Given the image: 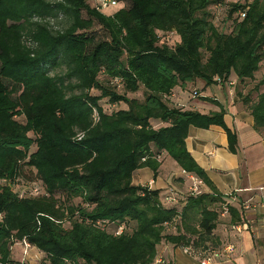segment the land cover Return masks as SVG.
I'll return each instance as SVG.
<instances>
[{"label": "trees", "instance_id": "1", "mask_svg": "<svg viewBox=\"0 0 264 264\" xmlns=\"http://www.w3.org/2000/svg\"><path fill=\"white\" fill-rule=\"evenodd\" d=\"M123 1L106 14L87 0H0V264H21L12 249L24 240L45 254L42 264H151L163 242L219 245L220 216L242 220L186 146L191 126L219 125L236 153L224 108L202 113L169 96L232 74L252 86L264 65V0ZM214 6L227 7L230 31ZM263 85L244 99L256 128ZM106 98L124 106L108 112ZM164 152L210 191L166 206L160 189L134 184L142 167L157 174ZM26 167L38 193L14 190Z\"/></svg>", "mask_w": 264, "mask_h": 264}, {"label": "crops", "instance_id": "2", "mask_svg": "<svg viewBox=\"0 0 264 264\" xmlns=\"http://www.w3.org/2000/svg\"><path fill=\"white\" fill-rule=\"evenodd\" d=\"M259 73L260 70L254 81H257ZM263 86L260 91H264ZM250 87L232 74L225 84L206 86L202 80H198L193 85L175 88L169 96L173 105L202 113L224 108L226 124L238 135L236 153L230 152L227 133L219 125L208 128L191 126L186 138L189 152L207 171L217 190L238 207L251 224L249 231L237 236L226 230L230 224V214L220 216L214 230L215 239L217 243H235L236 250L224 254L214 264H264V126L255 127L249 104L244 103L245 97L250 94L254 98L258 95L257 91L251 92ZM193 89H197L199 94L193 95ZM204 97H212L220 105L204 100ZM154 125L159 126L160 123L154 121ZM158 160L160 165L157 174L149 166L142 167L134 173L133 183L160 189L162 198L167 197L170 191L176 193L174 202H166L165 197L162 199L166 206L183 204L182 200L188 196V191L196 187L193 181L198 178L184 172L166 152ZM245 204H249V208H245ZM158 255L171 261V264H200L197 259L186 255L180 246L172 243H161Z\"/></svg>", "mask_w": 264, "mask_h": 264}, {"label": "rangeland", "instance_id": "3", "mask_svg": "<svg viewBox=\"0 0 264 264\" xmlns=\"http://www.w3.org/2000/svg\"><path fill=\"white\" fill-rule=\"evenodd\" d=\"M87 1L92 7L96 6V4L98 3V0H87ZM235 1H239V2L244 3V2H250L251 0H228V2H235ZM126 5H127V2L121 0V1H119L118 6L110 7L108 9L104 10V12L106 14H111L114 11L118 10L119 8L125 7ZM210 11H212V13H214L216 15L215 16V23L219 27L224 26V28H226V30H228V31L231 30L232 22H231V19L228 18V12H227L226 6H221V7H219V6L215 7L214 6L210 9ZM95 30L97 31L98 34H100V35L103 34V30L100 27L96 28ZM171 39H174L176 42L178 37L176 35H172ZM263 77H264V65L262 66V68L260 70L259 77H257V81H254L252 83L251 87H253L255 84H257V82L260 81ZM101 78L103 79L105 77L103 75H101ZM117 84H119V83L117 82ZM263 89H264V86H263ZM117 90L119 92H122L121 87H118ZM93 92L96 94L100 93L98 90H93ZM134 96L143 98V91L140 90L136 93L130 94V97H134ZM102 103L108 112H111L112 110H114L118 107L120 108L121 106H124L123 103L117 105V107L112 106L109 102H107V98L104 99L102 101ZM18 119L21 120L22 122L25 121V118L23 116H19ZM21 178L27 182H25V183L22 182V185L21 184L17 185L16 187H14V190L21 192V193L25 190L31 192V190H33V188L38 187L39 190L41 191L40 183L30 181V180H34L35 177H34L33 171H31V169H29L28 167L24 168L23 176ZM198 180L193 181V182H196V184H197L196 190L194 188L191 189L190 191L187 192V195H190L191 193H201V192L209 191L207 186L202 181H200V180L198 181ZM193 187H194V185H193ZM39 190L36 191L35 193H38ZM58 197L64 198L63 194H58ZM79 202H80V199H75V203H79ZM218 208L220 209L219 206H218ZM68 224L69 223H66V226H68ZM24 251H25V246L18 242L13 246L12 256L16 260H22L23 255H24ZM28 253H29L28 254L29 256H27V258H25V261H24L26 264H42L45 261V254L43 252H41L40 250H38L36 247H32L28 251Z\"/></svg>", "mask_w": 264, "mask_h": 264}, {"label": "built area", "instance_id": "4", "mask_svg": "<svg viewBox=\"0 0 264 264\" xmlns=\"http://www.w3.org/2000/svg\"><path fill=\"white\" fill-rule=\"evenodd\" d=\"M119 2L116 0H98V3L95 8L101 10L104 12V10L110 8V7H116L118 6ZM105 13V12H104ZM171 36V33L167 36L168 38ZM185 172V171H184ZM197 187V186H196ZM196 187L194 189L196 190ZM34 193L38 191V188H34ZM176 193L173 191H170V194L167 195L165 198L166 202L171 203L176 201ZM245 208H249V204L244 205ZM241 221L237 223H232L230 225H227L226 230L233 232L237 236H241L243 232L249 231L251 229L250 222L245 218V216L242 214ZM20 244L25 246V251L23 255V259L21 260V264H26L25 258L29 256L28 251L33 247L30 243H28L26 240L21 242ZM236 250L235 243H220L219 245H213L211 241H205L204 243H201V245L196 246L194 242H192L190 245L183 246L182 251L195 259L199 261L200 264H214L216 260H218L220 257H222L224 254L233 253ZM155 263L157 264H170V261L166 258L159 256L155 259Z\"/></svg>", "mask_w": 264, "mask_h": 264}]
</instances>
